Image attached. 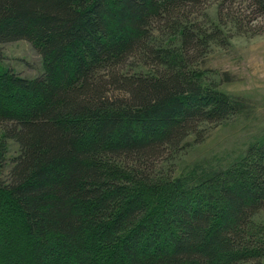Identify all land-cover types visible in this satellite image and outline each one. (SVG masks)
Listing matches in <instances>:
<instances>
[{
  "label": "trees",
  "instance_id": "1",
  "mask_svg": "<svg viewBox=\"0 0 264 264\" xmlns=\"http://www.w3.org/2000/svg\"><path fill=\"white\" fill-rule=\"evenodd\" d=\"M208 1L0 0V44L42 63H0V136L18 145L0 264H264V135L223 168L156 170L241 108L192 64L221 26L264 32V0H216L206 29L190 15Z\"/></svg>",
  "mask_w": 264,
  "mask_h": 264
},
{
  "label": "rangeland",
  "instance_id": "2",
  "mask_svg": "<svg viewBox=\"0 0 264 264\" xmlns=\"http://www.w3.org/2000/svg\"><path fill=\"white\" fill-rule=\"evenodd\" d=\"M190 19L202 28L212 29L217 25V1L203 3ZM221 27L227 43L212 41L194 60L192 68L200 72L198 80L202 85L237 98L241 108L221 123L206 124L203 140L195 142L194 135H188L183 150L158 161L157 172L165 174L171 169L173 176L178 177L229 166L264 135V32L239 33L231 23ZM158 34L164 42L170 38L167 32ZM0 63L27 77L38 75L42 67L40 54L25 39L0 44ZM17 153V143L0 136V180L8 174ZM253 219L264 223V210Z\"/></svg>",
  "mask_w": 264,
  "mask_h": 264
}]
</instances>
